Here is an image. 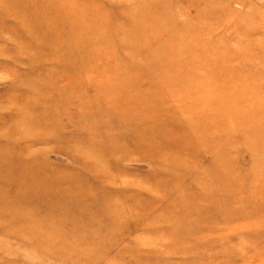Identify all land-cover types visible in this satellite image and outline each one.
<instances>
[{
	"label": "rangeland",
	"instance_id": "obj_1",
	"mask_svg": "<svg viewBox=\"0 0 264 264\" xmlns=\"http://www.w3.org/2000/svg\"><path fill=\"white\" fill-rule=\"evenodd\" d=\"M0 264H264V0H0Z\"/></svg>",
	"mask_w": 264,
	"mask_h": 264
},
{
	"label": "bare ground",
	"instance_id": "obj_2",
	"mask_svg": "<svg viewBox=\"0 0 264 264\" xmlns=\"http://www.w3.org/2000/svg\"><path fill=\"white\" fill-rule=\"evenodd\" d=\"M139 11V10H138Z\"/></svg>",
	"mask_w": 264,
	"mask_h": 264
}]
</instances>
